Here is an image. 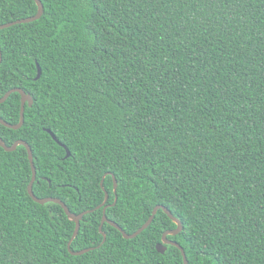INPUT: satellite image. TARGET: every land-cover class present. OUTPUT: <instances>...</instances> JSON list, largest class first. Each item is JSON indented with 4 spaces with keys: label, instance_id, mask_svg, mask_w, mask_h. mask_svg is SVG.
I'll return each mask as SVG.
<instances>
[{
    "label": "trees",
    "instance_id": "16d2710c",
    "mask_svg": "<svg viewBox=\"0 0 264 264\" xmlns=\"http://www.w3.org/2000/svg\"><path fill=\"white\" fill-rule=\"evenodd\" d=\"M39 1L40 19L0 30V99L33 101L0 139L30 147L37 199L92 212L68 250L75 224L28 195L24 147H0V264H183L156 250L176 229L162 210L129 240L105 223L102 243L107 206L127 235L165 207L187 264H264V0ZM36 13L0 0V26ZM20 107L11 94L0 119Z\"/></svg>",
    "mask_w": 264,
    "mask_h": 264
},
{
    "label": "water",
    "instance_id": "95a60500",
    "mask_svg": "<svg viewBox=\"0 0 264 264\" xmlns=\"http://www.w3.org/2000/svg\"><path fill=\"white\" fill-rule=\"evenodd\" d=\"M35 3H36V6H37V13L35 16L33 17H30V18H27V19H23V20H19V21H16V22H12V23H9V24H6V25H2L0 26V30H3V29H6V28H9L11 26H14V25H17V24H27V23H31V22H34V21H37L38 19H40V17L42 16L43 14V5L41 4V2L39 0H33ZM1 61H2V55H1V52H0V64H1ZM36 68H37V74H36V77H35V80H38L40 78V75H41V69L38 65H36ZM13 93H17L20 95V101H21V107H20V118H19V122L16 124V125H11V124H8L4 121H2L0 119V124L8 129H12V130H18L20 129L22 126H23V123H24V108H25V105L27 104L28 106H31L32 105V98L29 94H26L22 89H19V88H15V89H11L10 91H8L1 99H0V104L4 103L11 94ZM46 132L52 137V139L54 141H56L58 144L59 142L56 140V138L54 137V135L49 131V130H46ZM24 147V149L26 150L27 152V155H28V160H29V163H30V166H31V172H32V177H31V181L27 187V193L28 195L30 196V198L40 204V205H44V204H47V203H55V204H58L62 207V209L64 210V213L65 215L67 216L68 220L73 222L75 224V229H74V233L68 243V250L70 249V244L71 242L76 238L78 232H79V229H80V222L82 220V218L88 214V213H91L92 211H88V212H84V213H81L79 215H75V214H72L69 212L68 208L66 207V205L61 202L60 200L58 199H53V198H45V199H37L34 194H33V184L35 182V179H36V170H35V167H34V164H33V156H32V151L30 149V147L28 146L27 143H25L24 141H16L12 146L10 147H7L4 142L0 139V147L2 149H4L5 152H14L17 147ZM65 148V147H64ZM65 151H66V158L69 157V152L66 150L65 148ZM112 179H113V192L114 194L116 193V187H117V183H116V180L114 178V176H112ZM103 180H104V177L102 178V181L100 183V187L101 189L104 191L103 189ZM105 193V200L104 202L102 203V205H100L99 207H97L95 210H98L100 209L101 207H103L107 200H108V194L104 191ZM117 201V197L115 196V200H114V203L111 205V206H114L115 203ZM108 207V206H107ZM107 207H104L103 208V211H102V219H101V223H100V226H99V232L101 233V235L103 236V242H105V235L104 233L102 232V226L107 223L108 225L112 226L113 228H115L116 230H118L124 239L126 240H129V239H133L135 238L136 236H138L141 232H143L144 230H146L148 228V226L152 223L156 213L158 210H162L167 216L169 219H171L175 224H176V229L175 230H172V231H166L163 235H162V243L161 244H157L156 245V250L158 253L160 254H164L165 251H166V248L164 245H171L175 248H177L181 255H182V259H183V264H187V259H186V256H185V253L183 251V249L175 242H171V241H168L166 239V237L168 235H171V236H176L177 234H179L182 230V226H181V223L179 222V220L175 219L172 214L165 208V207H162V206H157L154 208V210L152 211V214L150 215V217L148 218V220L146 221V223L140 227L135 233H133L132 235H127L125 232H123V230L115 223L109 221L106 216H105V210ZM88 252V250H83V251H80V252H76V253H71L73 256H80V255H83L84 253Z\"/></svg>",
    "mask_w": 264,
    "mask_h": 264
}]
</instances>
